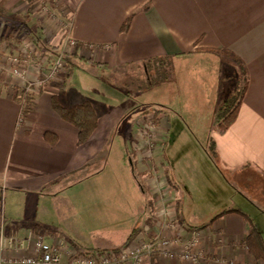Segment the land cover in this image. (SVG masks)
<instances>
[{
  "label": "crops",
  "instance_id": "obj_1",
  "mask_svg": "<svg viewBox=\"0 0 264 264\" xmlns=\"http://www.w3.org/2000/svg\"><path fill=\"white\" fill-rule=\"evenodd\" d=\"M40 2L53 8L50 14L54 20L37 19L34 5ZM128 17V26L121 30ZM10 24L40 35L45 48L57 46V51L62 48L64 35L72 38L77 44L71 54L72 64L87 60L105 66L112 71L115 82L120 72L135 79L136 70L143 71L144 62L164 59L173 63L206 53L214 57L218 55L213 52L216 48L228 49L240 57L248 81L236 118L225 132L210 127L213 110L202 116L203 121L187 124L208 137L215 160L206 152L204 160L192 157L186 164L169 162L166 166L157 157L162 134L158 143L150 145L151 151L142 132H133L132 172L143 180L140 186L145 198L140 223L129 212L125 216L123 210L94 208L90 215L71 217V226L63 232L58 219L47 215L44 193L50 185H58L64 174L86 167L97 156L122 111H107L92 99L88 80L76 86L71 95L66 94L68 79L62 85L63 68L32 95L33 106L23 112L24 120L18 125L20 99L16 92L25 81L0 69V185L20 192L23 206L0 218V237L18 241L30 237L29 244L17 249L16 255L31 253L32 241L41 236L46 243L60 248L67 262L71 250L77 251L75 244L80 252H94L124 246L142 231H147L146 238L155 234L172 236L175 232L163 223L175 219L182 240L198 235L197 249L209 264H264L244 245L247 221L242 215L253 219L264 239V0H0L2 54L14 53L19 42L21 31L11 29ZM4 59L1 57L0 62ZM26 69V80H34L40 73L32 60ZM54 94L66 106L85 100L92 103L98 124L85 143L77 144L76 127L52 109ZM158 116V123H154L163 133L171 126L161 111ZM148 117L153 120V114ZM46 130L57 135L55 143L44 139ZM143 156L152 161L143 162ZM152 166L164 175L158 178ZM133 222V227L140 230L127 241ZM35 223L47 229L39 234L33 229ZM5 253L9 251L0 245V255ZM144 264L191 263L155 251Z\"/></svg>",
  "mask_w": 264,
  "mask_h": 264
},
{
  "label": "rangeland",
  "instance_id": "obj_2",
  "mask_svg": "<svg viewBox=\"0 0 264 264\" xmlns=\"http://www.w3.org/2000/svg\"><path fill=\"white\" fill-rule=\"evenodd\" d=\"M38 4L39 6L34 5V13L39 21L44 20L45 17L55 19L51 16L53 8L49 4L41 2ZM20 18L30 21L29 16L26 19ZM20 18L18 21H22ZM10 25L11 29L20 30L21 34L17 46L14 47V53L0 52V58L5 57L0 62V69L9 74L12 68L10 56L31 54L28 62L30 60L36 62L37 58H42L44 51V49L39 51L35 49L29 30L16 28L18 25ZM233 68L229 57L219 55L212 57L209 53L192 55L186 61L174 60L169 65L161 64L162 74L165 77L155 84L148 85L147 76L143 77L142 70H136L135 79H130L124 72H120L121 76L117 75L115 82L111 79L112 71L105 66L100 67L87 60L73 62L71 74L67 80L66 94L71 95L76 86L88 80L91 83L88 89L90 97L98 101L107 111L120 110L122 114L116 119L110 133L106 135V142L97 156L86 167L64 174L58 185L52 184L46 189L43 206L47 208L49 219L53 217L58 219L64 232L71 226L68 224L70 218L79 213L89 214L94 208H114L123 210L125 216L129 212L134 218L136 217L135 219L138 218L140 223L145 198L140 186L143 180L141 181V178L132 172L130 159L133 156V132L138 130L142 132V139L146 141L145 145L151 151L153 148L150 145L154 146L158 143L157 140L162 134L163 142L159 143L162 144V148L157 157L166 166H169V162L186 164L192 157L195 160H204V156L207 157L206 152L215 160L214 153L210 150L211 144L208 142V137H204L199 128L193 125L187 126V124L203 121L202 116L208 110L211 113L218 107L220 99L226 97L225 94L232 84L230 80L233 77L230 73ZM181 70L182 74L179 78L178 74ZM149 74L151 79L157 78L155 72H149ZM59 99L61 103H65L61 98ZM156 110L163 113V117L171 126L170 129L168 127L163 130V133L161 126L158 127L152 118L148 117ZM142 160L143 162L152 161L151 157L144 156ZM153 174L158 178L164 175L161 170L158 172L157 168H153ZM148 194L151 200L152 195ZM20 196V192L0 185L1 219L5 213L8 214L9 210H22ZM29 199L31 204L32 199ZM147 207L149 209L150 206ZM149 211L152 212V208ZM133 225H135L134 222L130 229Z\"/></svg>",
  "mask_w": 264,
  "mask_h": 264
},
{
  "label": "built area",
  "instance_id": "obj_3",
  "mask_svg": "<svg viewBox=\"0 0 264 264\" xmlns=\"http://www.w3.org/2000/svg\"><path fill=\"white\" fill-rule=\"evenodd\" d=\"M62 48L55 55L54 59L47 61L43 56L37 58L35 66L38 77L34 80H26V66L31 59V54L21 56H10L9 61L12 64L11 73L19 76L25 82L19 85L16 92L20 99V113L17 124H22L24 120L23 109L33 106V99H27L40 90L41 86L47 81L53 80L60 74L65 65V57L72 54L76 48V41L65 36L62 42ZM45 64H48L45 66ZM1 67V66H0ZM163 225L175 232L172 236H159L146 238V232L142 231L136 240L121 246L117 249L92 251L88 253L71 250L67 262L63 261V251L56 245L46 243L41 236L32 241V252L23 256L15 254L17 249L25 248L30 241V237L20 239L5 237L1 235V249L9 251L0 255V264H144L151 253L159 252L168 257L178 258L191 264H209L206 257L197 249L199 238L196 233L189 238L182 240L180 237V228L175 219H169ZM174 246V247H173Z\"/></svg>",
  "mask_w": 264,
  "mask_h": 264
},
{
  "label": "trees",
  "instance_id": "obj_4",
  "mask_svg": "<svg viewBox=\"0 0 264 264\" xmlns=\"http://www.w3.org/2000/svg\"><path fill=\"white\" fill-rule=\"evenodd\" d=\"M129 23V17L124 20V22L121 25V30L125 29L128 26ZM30 38L33 40L35 44V49L37 51L44 49L45 45L41 40L40 35H33L31 34V31H28ZM43 51L42 56L45 55V59L49 62L50 59L55 56L57 51V46H46ZM214 53L218 54L220 57H229V60L232 59L233 67L236 69L231 71L230 76H232V82L230 89L225 94L226 97H224L222 100L220 99V104L217 108L214 109L212 115H211V123L210 127L213 129H216L218 132L223 133L225 132L230 125L234 122L239 106L241 104L242 98L245 94V91L247 89V70L244 62L240 59L239 56H237L232 51L225 49V48H216L213 51ZM73 55V54H72ZM71 54H68L65 57V65H64V73L62 75L63 81L62 85L65 83V81L68 79L72 67L71 62ZM171 60H164V59H158L156 61L152 62H144L142 63L143 71L145 74V77L147 76L148 85L155 84L159 81H161L165 76L162 74L161 64L166 63L169 65L171 63ZM165 71V70H164ZM149 72H155L157 75V78L151 79ZM230 82V83H231ZM147 87V86H146ZM27 99H32L31 96H29ZM51 105L52 109L56 112V114L62 118L63 120L71 123L74 125L77 129V144L85 143L94 129L96 128L98 124V117L96 114V111L90 101H82L76 104H73L71 106L63 105L56 94L52 95L51 98ZM30 107H25L23 109V112H29ZM160 113L159 110H156L153 114V120L155 123H158V120L160 116L158 114ZM44 139L48 143H55L57 141V135L52 132L46 130L43 134ZM133 171V170H132ZM147 203L150 205V201H147ZM228 211V210H225ZM242 215L246 218L247 221V234L244 239V245L246 246L248 252L253 255L256 259L261 260L264 263V239L256 227L253 219L245 213H242ZM33 229L39 234L43 233V230H46L47 228L41 225L40 223H35ZM140 227L135 226L131 229L130 233L128 234L127 241L132 240L135 235L139 233ZM77 247V251L79 250V247L77 244H75ZM101 251V250H99ZM84 253H88L90 251L84 250L82 251ZM92 252V251H91Z\"/></svg>",
  "mask_w": 264,
  "mask_h": 264
}]
</instances>
